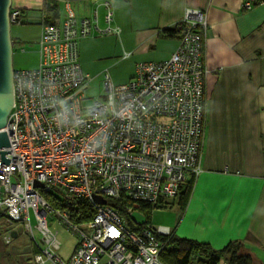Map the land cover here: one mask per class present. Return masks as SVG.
<instances>
[{
  "label": "built area",
  "instance_id": "built-area-1",
  "mask_svg": "<svg viewBox=\"0 0 264 264\" xmlns=\"http://www.w3.org/2000/svg\"><path fill=\"white\" fill-rule=\"evenodd\" d=\"M22 17L11 10V24ZM176 28L180 44L169 60L138 63L124 85H115L105 71V94L89 105L91 79L80 66L79 41L117 32L102 30L96 19L78 21L69 12L61 24H43L37 67L13 70V108L1 130L11 154L10 165L0 162V218L23 224L38 250L34 264H164L161 239L173 230L148 225L134 232L109 201H123L129 215L142 204L169 206L189 175L202 171L207 20L189 9ZM79 201L93 205L89 220L79 213L73 221L71 209ZM49 216L77 237L68 261L58 253L59 231ZM12 232L5 234L7 242Z\"/></svg>",
  "mask_w": 264,
  "mask_h": 264
},
{
  "label": "crops",
  "instance_id": "crops-1",
  "mask_svg": "<svg viewBox=\"0 0 264 264\" xmlns=\"http://www.w3.org/2000/svg\"><path fill=\"white\" fill-rule=\"evenodd\" d=\"M247 1L253 0H59L58 24L72 12L78 21L96 19L102 30L116 29L105 37L82 38L79 62L91 42L104 40L113 48L107 57L123 51V59L133 61L132 79L138 63L163 62L175 54L180 36L164 31L175 29L187 10L205 15L207 123L202 171L185 210L175 202L174 222L162 225L179 238L217 251L240 241L252 264H264V0L245 8ZM43 5L44 0H12L11 10L26 11L29 22L11 31L13 48L25 53V43L37 46L33 60L25 59L21 69L39 63V40L46 24ZM114 65L108 63L110 68Z\"/></svg>",
  "mask_w": 264,
  "mask_h": 264
},
{
  "label": "rangeland",
  "instance_id": "rangeland-1",
  "mask_svg": "<svg viewBox=\"0 0 264 264\" xmlns=\"http://www.w3.org/2000/svg\"><path fill=\"white\" fill-rule=\"evenodd\" d=\"M63 11V10H62ZM22 24H12L11 31L13 28H21ZM105 37V35L91 36V37ZM90 37V36H88ZM79 46L84 40L80 39ZM25 53L22 52L21 48L19 49L13 48L14 55L18 56V62L16 58V63L14 65V69H21L25 67V59L33 60L35 56V52L37 50V46L33 43H25L24 44ZM80 49V48H79ZM113 48L109 45V43L104 40H97L91 42V49L87 54L81 55L80 57V65L83 67V71L85 75H88L91 79L87 85V89L85 91L87 100L85 101V105L92 104L96 100L102 99L105 94V85H104V72L108 70L112 81L115 85H124L130 82L132 76V62L131 60L123 59V51L121 53L116 54L117 56H109L106 54L113 51ZM120 47L115 46L114 51H119ZM106 53V54H105ZM114 62V67L110 68L108 63ZM24 63V64H23ZM24 65V66H23ZM94 66V67H93ZM134 72H136V66L134 68ZM53 206H55L56 201L50 198ZM173 205V206H172ZM169 208H157L154 210L151 218V224L155 227L164 226L166 222L172 223L175 220V209H178L175 205L172 204ZM140 222L144 221L145 218L143 216H139L137 214L134 215ZM31 220L32 224L35 225V215L31 212ZM49 224L51 228L55 231H59L58 237L61 241V250H59V255L65 260L71 256L72 250L74 249L77 237L72 235L67 231L66 228L59 225L57 220L53 218V216L48 217ZM10 231H17L19 233V237L15 238L11 245H6L5 243V234ZM39 239V236H37ZM0 245L7 249V259L0 258V264H25L30 263L34 264L33 256L34 249L32 246V240L30 236L25 232L24 226L21 223L10 224L5 218H0ZM1 254V253H0ZM30 260V262H28Z\"/></svg>",
  "mask_w": 264,
  "mask_h": 264
},
{
  "label": "trees",
  "instance_id": "trees-1",
  "mask_svg": "<svg viewBox=\"0 0 264 264\" xmlns=\"http://www.w3.org/2000/svg\"><path fill=\"white\" fill-rule=\"evenodd\" d=\"M58 2L59 0H44L42 14L45 16L44 18L46 24H58V20L60 19ZM20 11L23 16L20 24L29 23L25 20L27 12L24 10ZM164 32L171 36L179 34V30L177 28L167 29ZM195 180V175H189L185 184L181 188L177 205L180 206L182 210H185L189 202ZM47 199L50 201L48 196ZM50 204L54 207L52 201H50ZM77 204H79L78 209H71V217L73 221H78L77 217L79 213L83 215L81 218L84 220H89L94 216L95 209L92 204L84 201H79ZM61 205V207H64L63 204ZM109 205L118 212V214L126 221L130 229L134 232H138L141 228L148 225L153 226L151 224V218L154 210L157 208H169L171 206L142 204L136 211L129 215L123 201L110 200ZM135 214L143 216L145 220L140 222L136 217H134ZM161 240L165 243L164 249L160 254V260L164 264H220L221 260H224L227 264H252L251 255L244 252L243 243L240 241H232L224 249L217 251L212 249L206 243L179 238L174 234ZM36 252L37 249L34 250V253ZM0 258L8 260L7 253L1 255Z\"/></svg>",
  "mask_w": 264,
  "mask_h": 264
},
{
  "label": "water",
  "instance_id": "water-1",
  "mask_svg": "<svg viewBox=\"0 0 264 264\" xmlns=\"http://www.w3.org/2000/svg\"><path fill=\"white\" fill-rule=\"evenodd\" d=\"M12 0H0V162L10 165V159L6 158V151L10 147L9 136L5 131L8 118L13 108V70L14 50L11 36V12ZM1 175L4 172L0 171ZM3 179V178H0ZM36 187L43 188V185L36 183ZM101 204H106L104 199H98ZM15 238L16 233H12Z\"/></svg>",
  "mask_w": 264,
  "mask_h": 264
},
{
  "label": "flooded vegetation",
  "instance_id": "flooded-vegetation-1",
  "mask_svg": "<svg viewBox=\"0 0 264 264\" xmlns=\"http://www.w3.org/2000/svg\"><path fill=\"white\" fill-rule=\"evenodd\" d=\"M12 233H16V237H15V238H18V237H19V233H18L17 231H13ZM11 236H12V234H11ZM4 238H5V237H4ZM12 238H13V240L15 239L13 236H12ZM13 240H11L10 242H7V241H6V238H5V243H6V245H11L12 242H13ZM32 246H33V249H34V250L37 249L36 246L33 245V242H32ZM6 251H7V249L0 245V253H1L0 256L3 255V254H6V253H7ZM37 253H38V250H37V252L34 254V256H35ZM34 256H33V257H34ZM28 262H30V260H28ZM25 264H30V263H25Z\"/></svg>",
  "mask_w": 264,
  "mask_h": 264
},
{
  "label": "bare ground",
  "instance_id": "bare-ground-1",
  "mask_svg": "<svg viewBox=\"0 0 264 264\" xmlns=\"http://www.w3.org/2000/svg\"><path fill=\"white\" fill-rule=\"evenodd\" d=\"M60 242H61V241H60ZM76 245H77V242H76ZM76 245H75V246H76Z\"/></svg>",
  "mask_w": 264,
  "mask_h": 264
}]
</instances>
